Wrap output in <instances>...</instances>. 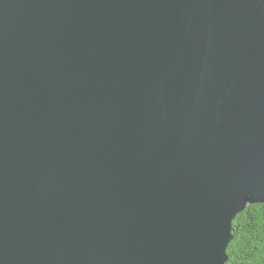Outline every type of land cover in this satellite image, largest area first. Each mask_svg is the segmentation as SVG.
<instances>
[{
  "label": "water",
  "instance_id": "water-1",
  "mask_svg": "<svg viewBox=\"0 0 264 264\" xmlns=\"http://www.w3.org/2000/svg\"><path fill=\"white\" fill-rule=\"evenodd\" d=\"M264 203V0H0V264H227Z\"/></svg>",
  "mask_w": 264,
  "mask_h": 264
},
{
  "label": "trees",
  "instance_id": "trees-1",
  "mask_svg": "<svg viewBox=\"0 0 264 264\" xmlns=\"http://www.w3.org/2000/svg\"><path fill=\"white\" fill-rule=\"evenodd\" d=\"M227 264H264V203H250L233 220Z\"/></svg>",
  "mask_w": 264,
  "mask_h": 264
}]
</instances>
